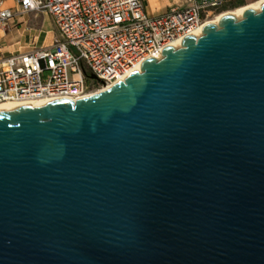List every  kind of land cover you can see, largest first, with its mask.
<instances>
[{
	"label": "water",
	"instance_id": "water-1",
	"mask_svg": "<svg viewBox=\"0 0 264 264\" xmlns=\"http://www.w3.org/2000/svg\"><path fill=\"white\" fill-rule=\"evenodd\" d=\"M0 264H264V1L0 111Z\"/></svg>",
	"mask_w": 264,
	"mask_h": 264
},
{
	"label": "built area",
	"instance_id": "built-area-1",
	"mask_svg": "<svg viewBox=\"0 0 264 264\" xmlns=\"http://www.w3.org/2000/svg\"><path fill=\"white\" fill-rule=\"evenodd\" d=\"M228 1L190 0L149 15L145 0H17V10L0 0V26L19 13L47 12L56 30L52 45L0 59V104L23 106L59 97L76 101L113 85L202 29L207 13Z\"/></svg>",
	"mask_w": 264,
	"mask_h": 264
},
{
	"label": "crops",
	"instance_id": "crops-1",
	"mask_svg": "<svg viewBox=\"0 0 264 264\" xmlns=\"http://www.w3.org/2000/svg\"><path fill=\"white\" fill-rule=\"evenodd\" d=\"M6 7L17 10V0H2ZM145 10L149 15H158L172 7L183 6L190 0H145ZM55 25L47 12L19 13L0 26V59L18 52H26L35 47H47L55 39Z\"/></svg>",
	"mask_w": 264,
	"mask_h": 264
},
{
	"label": "bare ground",
	"instance_id": "bare-ground-1",
	"mask_svg": "<svg viewBox=\"0 0 264 264\" xmlns=\"http://www.w3.org/2000/svg\"><path fill=\"white\" fill-rule=\"evenodd\" d=\"M263 1H264V0H259V1H256V2L252 3V4H249V5H247V6L240 7V8L237 9V12H234V13H232V12H226V13H224V14H221V15L219 16V18H218L217 20H215V21H209V20H207L206 23H205V25H206L207 23H219L220 19H221L224 15L229 14V13L234 14V15L237 16L238 18H241V17L243 16L244 11H245L247 8H249V7H252V8H255V9L259 10L261 4L263 3ZM205 25H204V26H205ZM203 28H204V27H203ZM203 28L200 29V30H197L193 35L200 36V35L202 34V30H203ZM172 45H173L174 47L178 48V47H180L181 43H180V41H176V42L172 43ZM137 70H140V67H136V68L134 69V71H137ZM41 103H44V102H42V101H41V102H31V103H29L28 105H33V106H34L35 104H41ZM19 106H20V105H18V104H13V103H2V104H0V111H5V110L14 109V108L19 107Z\"/></svg>",
	"mask_w": 264,
	"mask_h": 264
},
{
	"label": "rangeland",
	"instance_id": "rangeland-1",
	"mask_svg": "<svg viewBox=\"0 0 264 264\" xmlns=\"http://www.w3.org/2000/svg\"><path fill=\"white\" fill-rule=\"evenodd\" d=\"M246 1H247L246 4H248V3L252 2V1H256V0H246ZM226 12L234 13V12H237V9H236V7L231 8V4H228V5L225 4L222 7L211 9V11H209L207 13L208 20L209 21H215V20H217L219 18V16L221 14H224Z\"/></svg>",
	"mask_w": 264,
	"mask_h": 264
},
{
	"label": "trees",
	"instance_id": "trees-1",
	"mask_svg": "<svg viewBox=\"0 0 264 264\" xmlns=\"http://www.w3.org/2000/svg\"><path fill=\"white\" fill-rule=\"evenodd\" d=\"M256 1H259V0H256ZM256 1H252V2H250L248 4H246L247 3L246 0H230V1H228L226 3V5L231 4V8L236 7V9H238L240 7H244V6H247L249 4H252V3L256 2Z\"/></svg>",
	"mask_w": 264,
	"mask_h": 264
}]
</instances>
